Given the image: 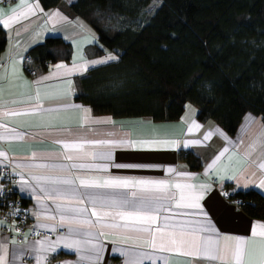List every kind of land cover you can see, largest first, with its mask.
Returning <instances> with one entry per match:
<instances>
[{"label": "crops", "instance_id": "0c3cea01", "mask_svg": "<svg viewBox=\"0 0 264 264\" xmlns=\"http://www.w3.org/2000/svg\"><path fill=\"white\" fill-rule=\"evenodd\" d=\"M76 0H62L61 3L50 11L41 6L39 0H27L26 5H20L19 0L6 5L0 2V28L4 31L7 45L0 55V123L8 129H15L18 134L24 136L23 140L8 139V133L0 128V151H4L13 158V161L24 160L36 153H59L62 146L54 141L60 140H125V141H153L167 140L177 141L178 147L161 148L160 150H141L138 148H115L114 159L108 161L78 160L63 163H110V164H135L149 165L141 168H116L110 167L112 175L147 180H169L173 183L191 184L199 189L200 185H210L205 190L203 199L200 200L203 212L207 213V219L211 221L216 230L223 235L242 236L248 238L250 230L255 223H264L263 220L251 219L243 211L227 203L223 198V190L236 187L238 193L257 191L264 196V187L260 181L264 180V123L252 114H247L243 119L238 134L235 137L227 135L215 122L201 123L197 119V110L188 106L185 115L177 122L155 123L149 119H114L110 116H95L92 110L75 101L77 87L75 80L86 75L92 69L117 61L108 59L109 56H117L106 52L103 56L97 55L99 45L96 32L71 10V5ZM35 14H29L26 18L20 16L18 20L5 26L3 21L16 13L22 12L28 5H36ZM42 9V11H41ZM59 12L60 16H53ZM60 38L72 46L71 61L67 64H57L50 67L47 72L37 70L36 75H30L25 69V59L31 50L44 43L47 38ZM93 61H106L95 63ZM63 65V67H57ZM87 65L86 68L82 67ZM68 69L73 71L68 72ZM43 105L39 113L31 110L37 105ZM67 105L80 106L90 110L91 120L111 119L112 123L82 122L83 113L76 108H66ZM55 110L51 113L45 111ZM19 113V114H13ZM251 121V123H249ZM193 124L200 125L199 128ZM219 129L228 140H225L215 130ZM213 131V135L204 140V136ZM201 141L200 144L185 143ZM231 142V143H230ZM256 142L255 150L249 149V145ZM235 145V147H234ZM228 148L219 160L217 156ZM88 151H104L103 146L89 147ZM179 151H190L198 156L203 164L201 171H192L187 164L178 160ZM213 161L216 164L211 169ZM41 161H37L40 163ZM168 168L176 171L169 173ZM75 171V170H74ZM178 173H184L180 176ZM229 177H235L230 179ZM27 178V173H26ZM215 180L218 181L215 184ZM19 192L30 206L34 223L42 228L51 230H64L63 236L48 240L56 242L59 237L67 236V228L59 226V217L56 220L45 218L56 213H46L37 203L36 194L23 188L19 183ZM42 195V194H41ZM42 204L54 208L51 200H44ZM172 222L176 221H201L205 217L195 208H173ZM39 215V218L37 216ZM170 215L169 213H164ZM94 219V218H93ZM114 230L105 229L108 233L101 238L104 253L100 264H124L126 258L119 255L118 249L126 248L140 241L129 240L127 243L120 237L113 235ZM15 243H12V241ZM118 241L113 243V241ZM37 239H29L24 244H18L15 239H8L0 230V243H6L8 248L7 264H36V257L40 253L34 251L38 248ZM151 251V249H143ZM188 251L157 253L166 257V264H218L195 256L181 254ZM22 253V255H18ZM2 254V253H0ZM49 262L62 264H87L79 259V253L63 247L62 242L57 245V250L48 255ZM157 264H165L157 261Z\"/></svg>", "mask_w": 264, "mask_h": 264}, {"label": "trees", "instance_id": "16d2710c", "mask_svg": "<svg viewBox=\"0 0 264 264\" xmlns=\"http://www.w3.org/2000/svg\"><path fill=\"white\" fill-rule=\"evenodd\" d=\"M62 0H39L50 11ZM76 0L72 12L97 34V55L117 61L75 80V101L95 116L177 122L188 106L201 123L235 137L247 114L264 123V0ZM7 45L0 28V55ZM30 67L47 72L71 61L72 46L47 38L31 50ZM178 160L201 171V159ZM242 211L264 221V196L238 193Z\"/></svg>", "mask_w": 264, "mask_h": 264}, {"label": "snow or ice", "instance_id": "6c2138e0", "mask_svg": "<svg viewBox=\"0 0 264 264\" xmlns=\"http://www.w3.org/2000/svg\"><path fill=\"white\" fill-rule=\"evenodd\" d=\"M20 5H26L27 0H19ZM36 5H28L22 12L16 13L4 20L5 26L18 20L20 16L27 17L35 14ZM42 11V9H41ZM53 16H60L59 12ZM108 59H116L109 56ZM106 61H93L92 63H104ZM87 65L82 67L86 68ZM63 67V65H58ZM68 72L73 69H68ZM66 108H76L84 115L82 122L112 123L111 119L91 120L90 110L80 106L67 105ZM43 105H37L31 110L39 113ZM49 113L55 111L45 110ZM19 114V113H13ZM251 123V121H249ZM199 128L200 125L193 124ZM0 128L8 133V139L23 140L24 136L18 134L15 129H8L0 123ZM225 140L228 137L215 130ZM213 135L209 131L204 140ZM6 137L0 135V139ZM62 146L59 153H36L24 160L13 161L6 152L0 151V170L10 168L11 172L19 177V183L23 188L36 195L37 203L46 213H56L45 218L56 220L59 217V226L67 228L68 235L59 237L56 242L47 238L37 241L39 245L34 251L40 253L36 257V264H47L48 255L57 250V245L62 242L63 247L79 253V259L87 264H100L105 251L101 238L108 235L105 229H112L113 235L127 243L129 240L140 241L126 248L118 249L119 255L125 257L124 264H157L166 257L157 253L182 251L181 254L195 256L218 264H264V223L257 222L250 230L248 238L242 236L221 235L207 219V213L203 212L200 200L203 199L205 190L210 185H200L199 189L191 184L173 183L169 180L134 179L109 172L110 167L116 168H141L149 165L135 164H110V163H63L78 160L108 161L114 159L115 148H138L141 150H160L161 148H176L177 141H125V140H60L54 141ZM200 144L201 141L185 143ZM231 143V142H230ZM264 144V140L260 141ZM103 146L104 151H88L89 147ZM256 142L249 145V149L255 150ZM235 147V145H234ZM228 148L217 156L219 160ZM37 161H41L37 163ZM63 161V162H59ZM216 164L213 161L209 165L211 169ZM260 167L264 169V164ZM75 170V171H74ZM169 173L176 170L168 168ZM27 173V178H26ZM183 176L184 173H178ZM235 179V177H229ZM264 187V180L260 181ZM42 194V195H41ZM44 200H51L54 208L42 204ZM173 208H195L205 217L201 221H176L172 217ZM169 213L170 215H165ZM40 214H37L39 218ZM94 218V219H93ZM56 231V228H52ZM118 241L114 240L113 243ZM12 243H15L13 240ZM151 249L145 251L143 249ZM0 264H7L8 248L6 243H0ZM18 255H22L19 253Z\"/></svg>", "mask_w": 264, "mask_h": 264}, {"label": "built area", "instance_id": "2783aa9c", "mask_svg": "<svg viewBox=\"0 0 264 264\" xmlns=\"http://www.w3.org/2000/svg\"><path fill=\"white\" fill-rule=\"evenodd\" d=\"M2 4H12L14 0H0ZM31 56L25 59V69L30 75H36L37 70L30 67ZM218 181L215 180V184ZM19 177L11 172L10 168L0 170V230L8 239H15L18 244H24L29 239L47 240L63 236L65 231L48 230L34 223L29 204L22 197L18 189ZM224 200L233 205L235 209L242 211L244 200L238 197L236 187L223 190ZM48 264H62L49 262Z\"/></svg>", "mask_w": 264, "mask_h": 264}, {"label": "rangeland", "instance_id": "374dc122", "mask_svg": "<svg viewBox=\"0 0 264 264\" xmlns=\"http://www.w3.org/2000/svg\"><path fill=\"white\" fill-rule=\"evenodd\" d=\"M160 4H161L160 0H155L153 3V9L156 10L160 6Z\"/></svg>", "mask_w": 264, "mask_h": 264}]
</instances>
